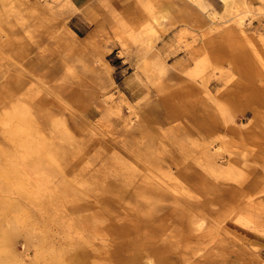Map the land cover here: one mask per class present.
Returning <instances> with one entry per match:
<instances>
[{
  "label": "rangeland",
  "instance_id": "1",
  "mask_svg": "<svg viewBox=\"0 0 264 264\" xmlns=\"http://www.w3.org/2000/svg\"><path fill=\"white\" fill-rule=\"evenodd\" d=\"M78 1L0 0V264H264V0Z\"/></svg>",
  "mask_w": 264,
  "mask_h": 264
},
{
  "label": "crops",
  "instance_id": "2",
  "mask_svg": "<svg viewBox=\"0 0 264 264\" xmlns=\"http://www.w3.org/2000/svg\"><path fill=\"white\" fill-rule=\"evenodd\" d=\"M84 1L85 0H79L76 5H81ZM101 1L104 4H110V2L112 0H100V2ZM93 2L94 1L89 2V4L87 6L90 7L92 10H94L97 13V11L95 10V8L93 6ZM95 3H97V2H95ZM97 5H98V3H97ZM90 24H91V21H90L89 17L84 13V11L82 9L76 10L74 15L70 19V28L73 31H75L77 34H78V32H80V33L87 32L90 28ZM246 264H249V263H246Z\"/></svg>",
  "mask_w": 264,
  "mask_h": 264
},
{
  "label": "bare ground",
  "instance_id": "3",
  "mask_svg": "<svg viewBox=\"0 0 264 264\" xmlns=\"http://www.w3.org/2000/svg\"><path fill=\"white\" fill-rule=\"evenodd\" d=\"M23 1V0H22ZM26 1V0H25ZM190 1H192V2H197V0H190ZM232 2L231 0H224V10L225 11H231L230 13L233 15V16H235V17H237V16H239V13H237V5H234V3L232 2L231 4H228V2ZM23 3V2H22ZM168 5H169V3H168ZM174 6H177V5H174ZM176 8V7H175ZM257 11L258 12H261L262 11V7H258L257 8ZM21 13V12H20ZM243 14V13H242ZM10 16V15H9ZM165 16H163L162 15V17L161 18H164ZM240 20V19H239ZM239 23H242L241 21H239ZM236 24H238V23H236ZM68 32H69V34L71 35V39H67V41H65V43L67 42L70 46H72V47H74V48H76L77 46H78V39L77 38H80L79 36H77V34L74 32V31H72V30H70V29H68ZM59 33V32H58ZM65 37V36H64ZM63 37V38H64ZM67 37H68V35H67ZM66 43V44H67ZM251 123V122H250ZM26 154V153H25ZM103 154V153H102ZM24 158V157H23ZM148 160V159H147ZM118 162V161H117ZM118 167V166H117ZM126 169V168H125ZM118 171V170H117ZM44 172V171H43ZM41 174V173H40ZM32 175H34V174H32ZM38 175V174H37ZM35 176V175H34ZM47 176V175H46ZM37 177V176H36ZM111 177V176H110ZM41 179V178H40ZM61 179V178H60ZM47 180V179H46ZM34 181V180H33ZM113 181V180H112ZM35 182V181H34ZM39 182V181H38ZM110 183V182H109ZM124 184H125V182H124ZM43 185V184H42ZM63 185V184H62ZM39 190V189H38ZM67 197V196H66ZM82 207V206H81ZM80 208V207H79ZM141 219V218H140ZM108 220V219H107ZM93 232V231H92Z\"/></svg>",
  "mask_w": 264,
  "mask_h": 264
}]
</instances>
